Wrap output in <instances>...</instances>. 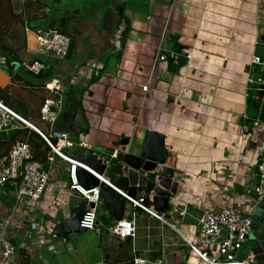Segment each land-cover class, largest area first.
Wrapping results in <instances>:
<instances>
[{
    "label": "crops",
    "instance_id": "obj_1",
    "mask_svg": "<svg viewBox=\"0 0 264 264\" xmlns=\"http://www.w3.org/2000/svg\"><path fill=\"white\" fill-rule=\"evenodd\" d=\"M4 1L6 18L25 17V52L48 65L50 79L24 66L9 72L0 54L5 69H0V87L5 90L0 98L47 137L53 134L48 137L51 142H57L58 132H66L72 145L64 147L70 148L63 151L64 157L54 155L49 163V147L35 131L21 126L0 134V154L15 141L28 140L48 175L37 201L17 199L11 183L0 186V233L15 246L14 254L2 264H49L44 247L51 253L72 251L68 239L50 240L59 238L51 236L57 224L86 207L70 188L71 161H77L73 155L83 147H97L98 156L107 158L118 149L121 154L113 160L119 162L126 152L139 154L149 130L165 136L171 155L168 164L177 181L168 210L158 215L186 240L205 249L195 231L204 209L236 207L249 216L256 201L253 188L264 137V95L248 90L246 78L252 55L264 52V0H81L83 12L76 7L78 0L26 1L22 6ZM67 4L72 8L63 7ZM26 20L36 29H64L73 44L71 54L53 62L38 52ZM183 52L189 57L180 58ZM159 53H165L166 60H158ZM52 79L61 84L62 110L50 127L40 119L39 110L52 96L45 87ZM137 175L142 186L152 180V173L143 180V172ZM126 180H121L119 189L127 190ZM139 191L143 190L138 188L135 197ZM100 210L110 229L116 220L103 200L97 219ZM123 218L133 221L134 237L106 235L98 219L93 231L102 236L104 245L98 264H130L134 254L163 257L165 264H206L173 229L126 201ZM32 222L40 230L33 229ZM77 248L75 259L85 261L83 246ZM238 257L259 264L250 260L245 247Z\"/></svg>",
    "mask_w": 264,
    "mask_h": 264
},
{
    "label": "built area",
    "instance_id": "obj_2",
    "mask_svg": "<svg viewBox=\"0 0 264 264\" xmlns=\"http://www.w3.org/2000/svg\"><path fill=\"white\" fill-rule=\"evenodd\" d=\"M26 1L35 2L36 0H11L13 4L20 6ZM25 29L28 30V26L25 27ZM33 31L36 37L38 52L56 60L64 59L67 56L71 41L67 34L55 28H37ZM116 37L117 40L115 44L119 46L118 38H120V35H116ZM166 58L165 53H159L158 60L164 61ZM1 63H5L4 57H2ZM23 66L26 70L35 75L49 71L48 65L40 60H32L28 63H23ZM91 66L100 67L94 63H92ZM251 66H258L263 74L254 80L248 72L246 78L247 86H253L255 90L264 95V52L252 55L248 64V70H250ZM45 87L50 90L52 96L47 97L42 102L39 116L42 121L48 123L50 127H52L62 110V100L60 96L62 88L58 79H52ZM141 89L144 92L148 91V85H142ZM257 122L258 121H256L255 124H257ZM21 126H26L35 131L43 139L51 153L47 156V161L49 163H52L54 155L64 157L65 155L62 153V148L72 145L68 133L66 132H58L56 135L57 142H51L48 137L54 136L53 134H49L47 137L39 129L24 119L17 111L6 105L0 99V133H7ZM120 154L121 151L118 149L111 151L107 158H103V163L109 164L111 160L116 159ZM259 154L260 157L257 164L258 181L253 188L256 200H260L264 197V137L259 145ZM76 162L71 161L69 176L71 181L70 188L75 190L83 198L86 205L80 221V226L86 230H95L98 224V206L102 202L99 195V186L86 189L78 184L75 176ZM90 172L97 176L92 170H90ZM146 174L147 173H143V175L140 176L142 180L145 179ZM154 178L153 182L157 183L156 176ZM138 179L140 178L138 177ZM100 180L104 181L105 179L100 177ZM139 181L140 180H138L136 184V189L139 188L143 191H139L140 193L137 197L132 198L126 191L118 187H115V189L132 209H139L158 218L162 223L178 233V230H176L168 220L162 215H158L153 209L151 205L153 188L149 192H146L145 189H142L145 187L146 182L144 186H142ZM47 182V172L40 161L36 159L28 140L15 141L5 153L0 154V186L6 183L13 184L15 186V195L17 199L25 197L30 201H37L44 193ZM250 223L249 216L242 215L240 210L236 207H224L215 212L204 209L196 219L195 231L197 237L204 244L205 249L196 248L180 233H178V235L206 264H252L248 257L244 259L238 257L240 250H242V248L244 249L243 244L245 236L249 231ZM31 227L40 230V226H37L35 222L31 223ZM110 231L113 235L121 239L135 236L134 223L126 218L116 221L110 228ZM51 236L55 237L54 235ZM165 247H168V244H165ZM14 251L15 246L0 233V254L2 258L0 264H2V260L9 259L14 254ZM130 264H165V260L163 257L150 258L140 254H134Z\"/></svg>",
    "mask_w": 264,
    "mask_h": 264
},
{
    "label": "water",
    "instance_id": "obj_3",
    "mask_svg": "<svg viewBox=\"0 0 264 264\" xmlns=\"http://www.w3.org/2000/svg\"><path fill=\"white\" fill-rule=\"evenodd\" d=\"M187 54L180 53L179 57L184 59ZM12 69L15 70L19 64L14 57L7 53ZM165 136L159 132L148 131L145 135L141 150L138 155L124 153L119 162L110 161L103 163V158L98 156L97 147H83L74 159L82 165H77L75 169L76 180L79 185L86 189L99 186L100 198L104 201L108 213L114 220L119 221L124 217L125 199L115 189L123 178L128 181L126 193L132 198L135 197L136 184L138 183L139 171L152 173L157 183H153V195L151 203L157 213H163L169 208V200L176 194L177 181L174 179V168L168 164L170 152L164 143ZM125 143V141L123 142ZM70 152V148H63L62 153ZM105 152V151H103ZM97 174H92L89 169ZM100 177L107 179L100 180ZM84 210L80 211L72 219L63 220L53 229L54 236L68 239L72 232H84L85 228L80 226V221ZM250 227L245 236L243 246L249 251L251 260L264 264V197L256 200L251 205L249 213Z\"/></svg>",
    "mask_w": 264,
    "mask_h": 264
},
{
    "label": "rangeland",
    "instance_id": "obj_4",
    "mask_svg": "<svg viewBox=\"0 0 264 264\" xmlns=\"http://www.w3.org/2000/svg\"><path fill=\"white\" fill-rule=\"evenodd\" d=\"M93 2H95L93 0ZM96 3V2H95ZM76 7L79 8L83 12L82 8V2L81 0H78L76 3ZM63 5V4H62ZM14 10L17 11V6H13ZM64 8H72L71 6L64 5ZM5 1L0 0V39L7 45L14 47L16 49V52L21 60H24L26 62H30V60L33 59L32 54H28L25 52V47L23 46V40H24V33L22 29V20L25 19L23 15H20L17 17H13L12 19L6 18V11H3L5 9ZM28 40V36H27ZM9 53V52H8ZM62 59H57V61H60ZM56 61V59L51 60ZM2 65V64H1ZM2 70L5 71L4 67L0 66ZM15 71V70H14ZM22 73L24 72V69L21 68L20 70ZM248 71V70H247ZM18 72V71H16ZM249 74L252 76L254 80H256L257 77L261 76L263 72L260 70L258 66H251L250 70L248 71ZM25 75L29 80H36L37 77H34L30 74H23ZM248 90L250 91H257L253 86L248 87ZM67 104V103H66ZM66 106V105H65ZM67 111V110H66ZM66 111L63 113L62 116H65ZM101 211V210H100ZM103 211L98 213V219L101 221L100 229L102 231H105L106 235L111 232L109 231L110 224L104 222V217L102 216ZM102 236H99L95 231L93 230H86L84 232H72L68 235V242L72 243V251H66V249H61L57 253H51L47 251L46 247H44L43 256L49 262V264H98L100 262L101 253L103 252L104 245L101 243ZM49 239V238H48ZM52 243H56L57 241H61L60 237L51 239ZM114 241V240H113ZM80 244L83 246V253L85 255V261H77L75 259V255L80 252V249L77 248V245ZM89 244V247H88ZM100 247V248H99Z\"/></svg>",
    "mask_w": 264,
    "mask_h": 264
},
{
    "label": "trees",
    "instance_id": "obj_5",
    "mask_svg": "<svg viewBox=\"0 0 264 264\" xmlns=\"http://www.w3.org/2000/svg\"><path fill=\"white\" fill-rule=\"evenodd\" d=\"M57 21L59 22V23H61L62 24V26L65 24V22H64V19L63 18H60V19H57ZM26 22H27V24H28V22H30L29 23V26H30V29L31 30H35L36 28L32 25V22L31 21H27L26 20ZM54 28H56V27H54ZM57 29H59V31L60 32H62V33H64V29H62V28H60V26H58L57 27ZM1 38V37H0ZM23 46L25 47V44L23 43ZM72 46H73V44H72V42L70 41V46H69V51H68V54H67V56H69L70 54H71V52H72ZM10 53L13 57H14V60H15V62H17L18 64H19V68L20 67H22L23 66V60H21L20 59V57L18 56V54H17V52H16V49L14 48V47H11V46H9V45H7L6 43H4L3 41H2V39H0V54H1V56H3L4 58H5V62H6V66H7V68H8V70H9V72H15L16 73V71H18L19 70V68H17L15 71L12 69V65H11V62H9V60H8V57H7V53ZM32 60H40V61H42L38 56H36L35 54H33V59ZM31 60V61H32ZM46 74H47V76H48V78H49V76H50V73H48V71L47 72H45ZM50 79V78H49ZM0 91H3V92H0V93H4V89L3 88H1L0 87ZM1 96V95H0ZM1 99V98H0ZM34 132V131H33ZM2 133V132H1ZM0 133V134H1ZM37 134V133H36ZM38 135V134H37ZM39 136V135H38ZM41 138V137H40ZM41 140L43 141V139L41 138ZM44 142V141H43ZM45 143V142H44ZM119 185H117V187H118ZM153 186H154V184H153V179L152 180H150V181H147L146 182V185H145V190L147 191V192H149L152 188H153ZM131 260H132V258H131Z\"/></svg>",
    "mask_w": 264,
    "mask_h": 264
}]
</instances>
